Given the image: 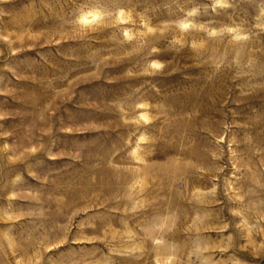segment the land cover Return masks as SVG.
Instances as JSON below:
<instances>
[{
	"label": "rangeland",
	"instance_id": "1",
	"mask_svg": "<svg viewBox=\"0 0 264 264\" xmlns=\"http://www.w3.org/2000/svg\"><path fill=\"white\" fill-rule=\"evenodd\" d=\"M0 264H264V0H0Z\"/></svg>",
	"mask_w": 264,
	"mask_h": 264
}]
</instances>
